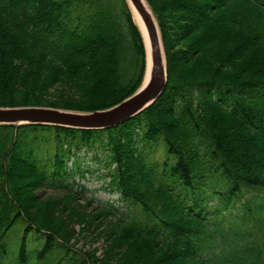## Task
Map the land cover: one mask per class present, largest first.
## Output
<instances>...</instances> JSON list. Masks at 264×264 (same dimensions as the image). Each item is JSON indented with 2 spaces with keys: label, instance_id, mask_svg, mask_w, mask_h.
Segmentation results:
<instances>
[{
  "label": "trees",
  "instance_id": "1",
  "mask_svg": "<svg viewBox=\"0 0 264 264\" xmlns=\"http://www.w3.org/2000/svg\"><path fill=\"white\" fill-rule=\"evenodd\" d=\"M146 1L154 104L112 129L0 125V264H264V0ZM145 70L126 0H0V108L106 110ZM90 154L126 210L76 183Z\"/></svg>",
  "mask_w": 264,
  "mask_h": 264
},
{
  "label": "water",
  "instance_id": "2",
  "mask_svg": "<svg viewBox=\"0 0 264 264\" xmlns=\"http://www.w3.org/2000/svg\"><path fill=\"white\" fill-rule=\"evenodd\" d=\"M130 8L143 21L147 48V67L140 89L120 104L95 112H72L46 107L0 108V125H54L76 129H110L131 120L163 94L167 86V62L161 33L142 0H127Z\"/></svg>",
  "mask_w": 264,
  "mask_h": 264
},
{
  "label": "rangeland",
  "instance_id": "3",
  "mask_svg": "<svg viewBox=\"0 0 264 264\" xmlns=\"http://www.w3.org/2000/svg\"><path fill=\"white\" fill-rule=\"evenodd\" d=\"M90 158H91V154L87 156V159H85V164H83L82 172L84 173V178L81 177L82 176L81 174L77 175L75 177L76 183L78 182L80 185L86 186V188L88 189V195L93 196L97 200L104 201V202L111 201L115 205L119 207H123L124 210H126L125 208L126 204L125 202L120 200V195L118 193L110 192L109 190H106L103 188L107 186L105 182H109V180H105L104 178H101V174L104 172V170L98 171L97 170L98 166ZM71 165L72 164L70 163V166ZM38 192L40 196L43 198L44 197L47 198L48 196L59 195V193L52 191L50 188H43V189H40ZM249 198L252 199L250 195H248L246 199H249ZM246 199H243L240 202V204L244 203ZM258 200L255 201V203H253L254 209L256 208L257 205L261 204ZM210 204L212 205L213 202H211ZM263 237H264V232L263 233L261 232L258 238L259 241L262 242ZM99 247H101V242H98V241L91 242L90 240H87V239L80 241V243L78 244V248L83 249L85 252L88 250H91V248H99ZM100 253L101 252H99V254L97 255L98 257L100 256Z\"/></svg>",
  "mask_w": 264,
  "mask_h": 264
},
{
  "label": "bare ground",
  "instance_id": "4",
  "mask_svg": "<svg viewBox=\"0 0 264 264\" xmlns=\"http://www.w3.org/2000/svg\"><path fill=\"white\" fill-rule=\"evenodd\" d=\"M142 1H143V4H144L145 8L147 9V11L149 13H151V10H150L148 4L146 3V1L145 0H142ZM135 21L140 26L141 30L143 31V34L146 37V28H145V25H144L143 21L139 18V16L136 13H135Z\"/></svg>",
  "mask_w": 264,
  "mask_h": 264
}]
</instances>
